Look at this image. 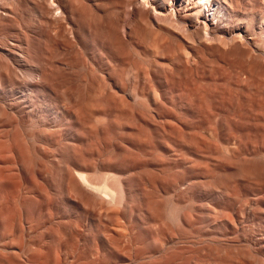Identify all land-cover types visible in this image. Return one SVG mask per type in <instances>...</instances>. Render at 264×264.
Wrapping results in <instances>:
<instances>
[{
  "label": "rangeland",
  "instance_id": "obj_1",
  "mask_svg": "<svg viewBox=\"0 0 264 264\" xmlns=\"http://www.w3.org/2000/svg\"><path fill=\"white\" fill-rule=\"evenodd\" d=\"M0 264H264V0H0Z\"/></svg>",
  "mask_w": 264,
  "mask_h": 264
}]
</instances>
